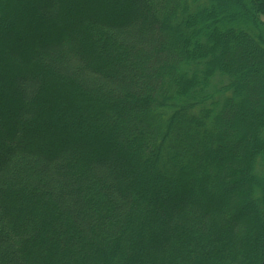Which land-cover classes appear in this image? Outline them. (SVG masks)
<instances>
[{
	"label": "trees",
	"instance_id": "1",
	"mask_svg": "<svg viewBox=\"0 0 264 264\" xmlns=\"http://www.w3.org/2000/svg\"><path fill=\"white\" fill-rule=\"evenodd\" d=\"M19 1L0 0V264H264V0L222 23L213 0Z\"/></svg>",
	"mask_w": 264,
	"mask_h": 264
},
{
	"label": "rangeland",
	"instance_id": "2",
	"mask_svg": "<svg viewBox=\"0 0 264 264\" xmlns=\"http://www.w3.org/2000/svg\"><path fill=\"white\" fill-rule=\"evenodd\" d=\"M25 1L26 0H23L22 2H24L25 3ZM28 1H32V0H28ZM65 1H67V0H65ZM72 1H74L76 4L75 5H69V9L71 10V8L72 7H74V8H82V7H84V6H87V4H83V2H81V0H72ZM220 1H223V0H213V7H212V9H211V11L213 12V16H214V18H218V17H223V16H228L229 17V15H230V13H233V12H237V13H241L242 11H243V9H242V6L243 7H246V6H248V4H249V2H248V0H241V3H242V6H240V4L236 1V0H224L225 1V10H221V4H220ZM19 2H21V1H19V0H14V3H19ZM3 1H2V5H3ZM70 3H71V0H70ZM79 3H82V4H79ZM83 5V6H82ZM75 6H77V7H75ZM80 6V7H79ZM90 6V5H89ZM229 7V8H228ZM12 11L10 12V14L9 15H14L16 18H23V13H24V10H18V9H16V11L14 10V8H12L11 9ZM1 12H2V10H1ZM4 12V11H3ZM31 13V12H30ZM2 15H5V13H2ZM98 16V15H97ZM72 19H73V16L72 15H69V16H67L66 18H65V20H64V23L65 24H69L70 23V21H72ZM224 18H221V19H219L220 20V23H222V22H224V20H223ZM261 19L264 21V16H262L261 17ZM3 24V23H2ZM3 26H5V24H3ZM37 32L39 33V36H40V38H44V40H46V41H51V39H54V37H51V32L48 30V29H39V30H37ZM68 32H69V30H68ZM69 34V33H68ZM218 36H220V34L218 35ZM215 38H217V36H215ZM67 41L68 42H71V39L70 40H68L67 39ZM244 50H245V53H246V55H255V51H254V48L252 47V46H250L249 44H246L245 45V47H244ZM21 57H23L22 55L20 56V58ZM17 58H19V57H17ZM23 58H26V57H23ZM23 58H21V59H23ZM26 60V59H25ZM257 76L264 82V72L262 71V70H259L258 72H257ZM8 80L9 79H7V78H5V81H4V84L6 85L7 84V86L9 85V82H8ZM246 80H247V82L249 83V78H246ZM243 94H244V96H245V98L247 99V101H249L247 104L248 105H251V98H250V96L246 93V92H244L243 91ZM237 114L239 115V117L238 118H244V119H249V115L250 114H247L246 113V104L244 105V104H242L238 109H237ZM78 118H80V116L78 115ZM85 117L84 116H81V118L80 119H84ZM80 127V129L79 130H82V128H84V126L83 125H80L79 126ZM33 142H35V140H32V139H29V143H33ZM84 148V147H83ZM85 149V148H84ZM145 172V171H144ZM141 180H143V182L144 181H146V180H144V178L142 177V179ZM157 183V182H156ZM150 185H151V187L153 186V187H155L156 185H155V182L153 183V184H151L150 183ZM196 193V192H195ZM200 196V194H198L197 193V197H199ZM202 196V195H201ZM200 196V197H201ZM199 197V198H200Z\"/></svg>",
	"mask_w": 264,
	"mask_h": 264
}]
</instances>
